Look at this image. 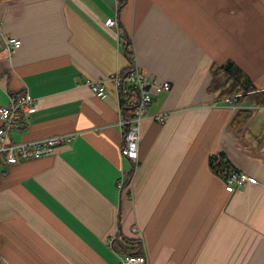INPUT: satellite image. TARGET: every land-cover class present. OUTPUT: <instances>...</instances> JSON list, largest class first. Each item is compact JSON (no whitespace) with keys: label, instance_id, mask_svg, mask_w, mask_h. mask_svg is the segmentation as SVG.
Returning a JSON list of instances; mask_svg holds the SVG:
<instances>
[{"label":"crops","instance_id":"obj_1","mask_svg":"<svg viewBox=\"0 0 264 264\" xmlns=\"http://www.w3.org/2000/svg\"><path fill=\"white\" fill-rule=\"evenodd\" d=\"M228 61L264 91V0H0V106L35 100L10 141L75 135L0 176V264H264V105L235 99L263 107L246 120L209 90ZM133 67L171 85L153 91L137 166L114 87L85 85ZM219 155L258 183L228 193Z\"/></svg>","mask_w":264,"mask_h":264},{"label":"built area","instance_id":"obj_2","mask_svg":"<svg viewBox=\"0 0 264 264\" xmlns=\"http://www.w3.org/2000/svg\"><path fill=\"white\" fill-rule=\"evenodd\" d=\"M106 26L115 30L118 35L123 33L116 19L108 20ZM5 44L9 52L14 53L21 46V41L11 37L5 39ZM108 84L114 87L121 113H123V117L120 120L123 136L121 155L123 159L131 161L133 165L137 166L140 162L141 126L148 117L153 91H169L171 85L169 83L158 85L151 83L145 73L137 67L130 68L123 73H114L107 79L88 80L85 85L99 99L107 100L111 93ZM224 102L233 110L247 109L256 111V109L263 108L261 106L242 108L235 103V96L224 98ZM124 105L130 109L128 115L124 114ZM34 111L35 100L28 93L18 96L14 95L7 106H0V176L5 174L10 166L49 157L55 153L58 146L70 144L74 140L75 135L67 134L32 142H11V131L21 122L26 121ZM222 177L225 182V190L231 194L248 185H256L258 183L255 177L238 171L232 166L223 172ZM126 184V173H123L118 183L119 190H123ZM115 241L116 237H111L109 244L113 246ZM119 264H147V258L144 254L127 253L121 257Z\"/></svg>","mask_w":264,"mask_h":264},{"label":"trees","instance_id":"obj_3","mask_svg":"<svg viewBox=\"0 0 264 264\" xmlns=\"http://www.w3.org/2000/svg\"><path fill=\"white\" fill-rule=\"evenodd\" d=\"M209 90L218 93L221 98L235 96L237 104H240L244 98H250L254 104L264 105V91H257L251 77L233 61H228L222 65H214L211 68ZM123 108L126 115H128L129 107L124 105ZM241 112L239 115H245L246 120L250 117L251 111L241 110ZM230 166L232 165L224 155L211 159V168L221 176Z\"/></svg>","mask_w":264,"mask_h":264}]
</instances>
